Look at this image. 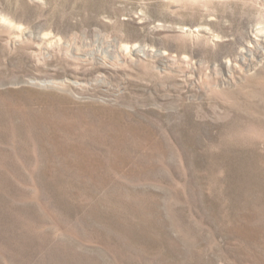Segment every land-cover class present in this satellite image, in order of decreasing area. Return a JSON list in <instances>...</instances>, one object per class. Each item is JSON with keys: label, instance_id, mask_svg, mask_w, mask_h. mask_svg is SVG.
Instances as JSON below:
<instances>
[{"label": "rangeland", "instance_id": "1", "mask_svg": "<svg viewBox=\"0 0 264 264\" xmlns=\"http://www.w3.org/2000/svg\"><path fill=\"white\" fill-rule=\"evenodd\" d=\"M262 28L264 0H0V264H264Z\"/></svg>", "mask_w": 264, "mask_h": 264}, {"label": "bare ground", "instance_id": "2", "mask_svg": "<svg viewBox=\"0 0 264 264\" xmlns=\"http://www.w3.org/2000/svg\"><path fill=\"white\" fill-rule=\"evenodd\" d=\"M260 31H261V32H262V31L264 32V28H262ZM134 49H135V48H127L126 50H128V52H131V50H132V51H135Z\"/></svg>", "mask_w": 264, "mask_h": 264}]
</instances>
